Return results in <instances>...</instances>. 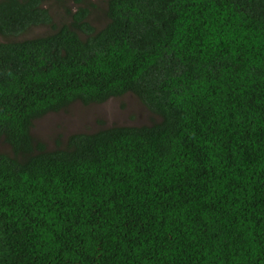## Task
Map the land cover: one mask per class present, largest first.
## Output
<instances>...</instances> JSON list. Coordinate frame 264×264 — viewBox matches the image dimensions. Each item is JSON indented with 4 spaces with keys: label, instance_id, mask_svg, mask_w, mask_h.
Wrapping results in <instances>:
<instances>
[{
    "label": "trees",
    "instance_id": "trees-1",
    "mask_svg": "<svg viewBox=\"0 0 264 264\" xmlns=\"http://www.w3.org/2000/svg\"><path fill=\"white\" fill-rule=\"evenodd\" d=\"M49 1L72 2L55 23ZM0 0V264H264V0ZM134 94L151 123L36 121Z\"/></svg>",
    "mask_w": 264,
    "mask_h": 264
},
{
    "label": "rangeland",
    "instance_id": "rangeland-1",
    "mask_svg": "<svg viewBox=\"0 0 264 264\" xmlns=\"http://www.w3.org/2000/svg\"><path fill=\"white\" fill-rule=\"evenodd\" d=\"M99 6L94 9L90 21L97 27H103L107 22L104 12V1L106 0H87ZM55 18V23L61 25L70 20V15L66 10L76 9L72 2L60 3L49 1L45 4ZM52 32L50 26H33L19 36H3L0 34V42L9 40H23L36 36L46 35ZM153 115L132 93L123 97H112L104 103L84 105L77 101L69 108L58 113H51L35 123L34 135L45 141L49 148L55 147V140L62 136L65 140L69 135L77 132H95L101 128L113 125L139 126L151 123ZM0 152L11 154L9 145L0 140Z\"/></svg>",
    "mask_w": 264,
    "mask_h": 264
}]
</instances>
